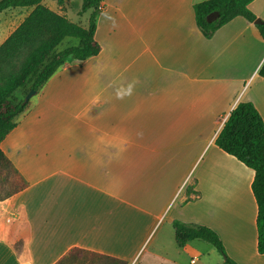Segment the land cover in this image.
<instances>
[{
	"label": "crops",
	"instance_id": "0c3cea01",
	"mask_svg": "<svg viewBox=\"0 0 264 264\" xmlns=\"http://www.w3.org/2000/svg\"><path fill=\"white\" fill-rule=\"evenodd\" d=\"M55 1L41 2L70 19ZM198 1L100 2L99 52L66 60L0 143L28 182L0 201V264H52L72 246L126 264H209L199 239L176 245L173 220L211 228L236 264H264L254 172L214 143L240 101L264 123V41L242 16L204 37ZM248 8L264 20V0ZM31 9L0 12V44Z\"/></svg>",
	"mask_w": 264,
	"mask_h": 264
},
{
	"label": "trees",
	"instance_id": "16d2710c",
	"mask_svg": "<svg viewBox=\"0 0 264 264\" xmlns=\"http://www.w3.org/2000/svg\"><path fill=\"white\" fill-rule=\"evenodd\" d=\"M42 0H0V12L8 8L32 7L29 13L0 44V143L16 126V116L28 107V100L16 99L17 90L37 93L68 59L82 62L100 50L94 38L96 20L102 0H81L79 14L90 10L86 26L73 22L42 4ZM63 0H57L62 4ZM252 0H202L193 4L195 23L204 37L235 16H242L264 41V20L248 8ZM216 14L211 21L209 14ZM66 45L58 48L62 42ZM264 75V64L260 70ZM214 143L253 170L251 192L256 203V249L264 253V123L250 101L238 102L227 115ZM28 182L0 147V201L23 190ZM190 187L186 193H190ZM177 246L199 239L212 245L222 256L221 264H236L225 252L223 243L211 228L173 220ZM17 255L24 250L23 241L12 243ZM52 264H126V260L97 251L72 246Z\"/></svg>",
	"mask_w": 264,
	"mask_h": 264
},
{
	"label": "rangeland",
	"instance_id": "374dc122",
	"mask_svg": "<svg viewBox=\"0 0 264 264\" xmlns=\"http://www.w3.org/2000/svg\"><path fill=\"white\" fill-rule=\"evenodd\" d=\"M43 2L46 5H49L51 7H54L55 3H56L55 0H43ZM80 6H81V0H67V4H66L67 16L72 21H75L77 23H81L82 21H85L88 17V13H84L82 15L79 14ZM64 45H66V41L62 42V44L59 45L58 48L60 49V48L64 47ZM68 60H73V59H68ZM24 91H25L24 89L23 90H17L14 93L15 94L14 96L16 97V99H20L23 97L25 98ZM38 98H39V94H37V93L32 94L28 98V106H30L32 103H36L38 101ZM20 116H21V114L17 115L15 120H18ZM18 224L20 225L21 223H18ZM197 242H200V244L207 247L206 249L212 248V250H213L212 253H210L208 255L207 254L203 255V259L206 260L209 264H218L222 260V256L214 247H212V245H210L207 242L202 241V240H197Z\"/></svg>",
	"mask_w": 264,
	"mask_h": 264
},
{
	"label": "water",
	"instance_id": "95a60500",
	"mask_svg": "<svg viewBox=\"0 0 264 264\" xmlns=\"http://www.w3.org/2000/svg\"><path fill=\"white\" fill-rule=\"evenodd\" d=\"M216 17V14H209L208 16H207V20L208 21H211L212 19H214ZM258 22H260V19L259 18H256L254 21H253V23H258ZM35 93V90H33V89H31V90H29L28 92H27V94L25 95V101L26 100H28V98L32 95V94H34Z\"/></svg>",
	"mask_w": 264,
	"mask_h": 264
},
{
	"label": "built area",
	"instance_id": "2783aa9c",
	"mask_svg": "<svg viewBox=\"0 0 264 264\" xmlns=\"http://www.w3.org/2000/svg\"><path fill=\"white\" fill-rule=\"evenodd\" d=\"M190 262L191 263H194L195 262L194 258H191Z\"/></svg>",
	"mask_w": 264,
	"mask_h": 264
}]
</instances>
